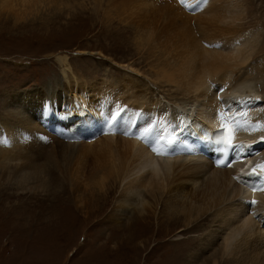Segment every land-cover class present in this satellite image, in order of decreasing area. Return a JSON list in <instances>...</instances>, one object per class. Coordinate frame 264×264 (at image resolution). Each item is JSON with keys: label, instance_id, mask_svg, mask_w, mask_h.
Returning <instances> with one entry per match:
<instances>
[{"label": "rangeland", "instance_id": "374dc122", "mask_svg": "<svg viewBox=\"0 0 264 264\" xmlns=\"http://www.w3.org/2000/svg\"><path fill=\"white\" fill-rule=\"evenodd\" d=\"M43 1L29 9L34 19L14 21L9 10L0 9V120L29 128L16 134L18 152L6 144L11 154L0 157V264H185L179 255H191L193 264H264V247H249L240 235H226L225 228L223 233L220 209L202 202L178 176L154 183L113 180L107 160L112 155L109 142L115 138L108 139L106 132L111 97L118 91L126 104L129 96L136 100L143 95L168 112L188 102L186 82L176 69L190 39L184 32L198 35L204 29L199 38L206 33L219 40L257 32L249 37V63L254 66L250 80L257 89L254 98L264 99V0L210 1L218 16L224 5L230 6L233 13L223 14L233 16L232 23L222 16L217 22L209 20L212 11L199 5L201 0L188 5L179 0L182 6L176 0H57L56 6ZM10 2L1 4L17 3ZM226 25L238 31H222ZM66 81L74 88L68 89L76 93L74 98H81L74 83L84 84L85 104L90 103L88 94L106 87L107 98L94 106L103 114L102 128L90 136L68 139L64 134L69 126L76 127L69 112L72 98L63 92ZM25 92H38L35 101H28L36 103L40 113L33 121L30 113L21 114L26 119L20 114L16 118L5 110L15 103L7 101L6 94L18 93L21 99ZM44 120L51 126L44 128ZM38 124L45 130L34 134L32 126ZM58 124L65 125L63 132L56 131ZM0 129L11 141L10 126L0 123ZM120 136L124 138L119 135V141ZM102 161L107 168L98 170ZM25 163L41 173L38 178L19 179L17 171ZM128 186L137 194L135 202H130Z\"/></svg>", "mask_w": 264, "mask_h": 264}, {"label": "bare ground", "instance_id": "6f19581e", "mask_svg": "<svg viewBox=\"0 0 264 264\" xmlns=\"http://www.w3.org/2000/svg\"><path fill=\"white\" fill-rule=\"evenodd\" d=\"M10 1L9 4L13 2L17 3L16 5L13 4L10 5V7H6L1 3L8 2V0H0V9L9 10V15L14 21L28 19L29 16L32 18L34 14L29 12L31 6H36L38 4L39 7V4L44 3L43 0ZM18 1L26 5L24 6L25 8L18 5L20 4ZM47 1H53L54 6L57 5V0ZM134 1L140 2L145 0ZM210 1L212 2V0H201L199 2V5L206 6L209 11H212L209 20L211 19V21L217 22L219 16H222L221 19L228 18L231 23L234 22L233 16L228 17L226 14H223L226 13L224 11L233 13L232 10L228 9L230 6L224 5V11L218 13L220 14L218 16L216 10H213L211 5L208 6L209 3H211ZM191 2H193V0L182 1L184 5H188ZM144 6L146 5L144 4ZM34 9H36V7ZM34 18L35 17L32 19ZM235 29L236 28L231 29L229 25L221 27V30H227V33L237 32L238 30L235 31ZM201 30L204 31V29ZM203 31L201 32L203 33ZM222 31H220V33ZM201 32L198 35H191V33L188 32L183 33L190 39L185 46V58L176 66V69L178 71L180 70L186 82V93L189 96L188 102L181 105L177 103V105L173 106V109L168 112V108L164 109V107L161 108L155 105L152 99L148 97L144 98L143 95H139L136 100L133 96H129L131 100H126L128 104L124 103V98H122V96H119V91V93L116 92L114 94V98L111 97V116L110 119H108L107 125L110 131L106 132H108L109 135H107L108 139H115L109 142L111 143L110 148L112 150V155L111 159L109 161L107 160L108 166L113 172V180L124 182V184H131L136 180L154 183L157 182L159 178L167 179L168 176H178L190 186V189L189 187L188 189L194 192L202 202L212 205L213 208L217 207L220 209L222 218H220L219 227L222 229V232L227 230L226 235L229 234L234 237L240 235V237L249 244V247L259 249L260 247H264V171L261 167L264 166V99H260V97H256L257 99L254 98L255 92H257V89H254L252 85L254 83L252 82V79H254L252 75L254 66L252 63H249V55L251 52L248 53L250 38L252 35L256 36L257 32L252 31L239 34L238 37H242L239 41H237V36L229 37L226 40H219L215 35L206 36V33L205 36L199 38V35L202 34ZM215 33L218 34L219 32ZM222 37L223 36H221V38ZM190 45L192 47H190ZM58 59H60V57H58ZM260 67L261 65L257 66L258 69ZM130 69L131 68H129V70ZM172 80L173 77L169 76L168 81ZM70 83V81H66L65 86L67 89L63 92L70 96V99L72 98L69 101V112L70 118L76 122V127L69 126L68 129H64V134L68 136V139L74 134H77L76 136L78 138L81 135L90 136L95 132L96 128H102L99 122L103 121L101 118L103 114H101L102 112L100 111H96V107L94 106H98V104L101 103L100 99L105 100L107 98L105 94L107 93L106 87L102 85L100 87L97 86V91L94 92V90L93 94L91 93L93 95L92 97L87 91L90 103H88V101V104H85L86 101H83V98H85V92L83 91L84 84L80 85L79 83H74L75 86L73 87H77L81 91V98H74L76 93H69L70 91L68 90L71 87ZM137 86H139V84L135 87ZM91 87L90 89H92ZM116 88L119 90L118 87ZM40 91L45 92L43 89ZM120 91L123 92L121 88ZM141 93L142 92H140V94ZM17 94H12V96L6 94L5 99L10 101L13 100L15 103H12L13 105L7 107V109L5 108V110H8L10 114L12 112V115L16 118L19 114L20 118H22L30 113L32 116L31 121H33L36 114L40 113L37 110V104L28 101L32 99L35 101L38 92H25V96L21 98L23 101H21ZM98 95L99 98H96ZM94 99H97V101L92 102ZM58 103L59 102H57V104ZM71 108H74L73 111H71ZM21 114H25V116ZM154 120L156 123L153 124ZM228 121L231 122L228 131L231 132L233 143L236 144L237 140L240 141L237 146L239 155L234 158L231 163L232 166L233 163H237L238 169L243 168L239 173H237L238 169L235 168L236 166L231 167L229 165L225 168L214 166L211 159H206V156L202 152V148H209V143L207 144L208 141L206 142L205 140V130L211 129L219 123H228ZM0 123L4 124L6 127L10 126L11 129L9 137L11 141H8L9 139L7 137L6 139L8 140H5V129H0V157L3 155V159H6L8 154H11L8 148V151H6V144L8 146L12 144L13 147L16 148L15 152H18L17 146L21 143L15 141V139L18 140L19 137L16 136V134L18 133L20 135L22 131L25 133L29 128L22 129L19 123L13 120L6 121V119H2ZM24 123H26V121ZM160 123L165 125V128L168 130L171 127H174V130H169L168 132H166L164 128L159 130L157 125ZM38 125L32 126L34 134L37 131L39 132V128L45 130L44 128L50 124L44 120L41 124L44 128L40 125L38 127ZM63 126L65 125L58 124L56 126V131H62ZM94 134L97 135L96 133ZM119 135H123L124 137L122 138L120 136V141L117 140ZM56 136L55 134V137ZM48 138L51 137L49 136ZM89 139L92 141V138ZM95 139H93V141ZM258 142L260 143V147L257 144ZM68 143L72 145L76 144L71 141ZM83 143L81 142V144ZM86 146H91V143H86ZM101 154L102 152H100L99 156ZM15 158L18 157L15 156ZM101 159L106 161L105 157ZM105 165L106 163L104 164L102 161L98 170L107 168ZM31 166V163L23 164L21 170L19 169V171H17L20 174L18 176L19 179L24 181L30 178H38L41 173L32 171ZM233 174L238 176L237 178L240 183L233 182L235 181L233 179ZM254 178L257 179L255 190L251 192L243 190L242 181L252 182ZM140 186L138 188H140ZM134 187L136 188L137 186ZM147 187L149 186L147 185ZM182 188L183 185L180 186L181 191H183ZM142 189L144 190V186ZM142 192H145V190ZM129 197L132 199V201H130L131 203L135 202L133 200L136 199L137 194L133 189L130 190ZM190 200L193 201L192 199ZM190 203H192V206L194 205L193 202ZM143 206L145 207V205ZM228 243V241H225V244L223 242L224 249L228 248V245H230V243ZM191 257V255H187L186 257L179 255L178 259L180 262L186 259L185 264H193Z\"/></svg>", "mask_w": 264, "mask_h": 264}, {"label": "snow or ice", "instance_id": "6c2138e0", "mask_svg": "<svg viewBox=\"0 0 264 264\" xmlns=\"http://www.w3.org/2000/svg\"><path fill=\"white\" fill-rule=\"evenodd\" d=\"M229 141L231 140V135L229 134V137H228ZM262 167V170H264V166H261Z\"/></svg>", "mask_w": 264, "mask_h": 264}]
</instances>
